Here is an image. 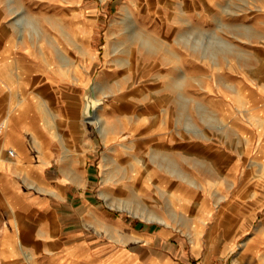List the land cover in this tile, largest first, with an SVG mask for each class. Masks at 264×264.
<instances>
[{"label":"crops","instance_id":"1","mask_svg":"<svg viewBox=\"0 0 264 264\" xmlns=\"http://www.w3.org/2000/svg\"><path fill=\"white\" fill-rule=\"evenodd\" d=\"M112 2L0 0V112L5 113L0 117L6 122L0 134V264H264V192H258L257 181L249 202L238 207L234 234L223 241L208 235L210 198L203 188L211 181L195 174L194 162L220 148L210 138L217 133L176 127L177 138L185 139L168 142L154 120L143 121L139 143L117 142L132 129L128 123L111 127V120L96 112L100 125L60 103L62 85L73 82L72 89L80 90L99 65V50L90 40ZM133 2L124 0L128 10ZM88 9H96V16H88ZM169 10L176 18L172 37L202 56L211 54L206 44L211 36L228 45L213 55L264 54V0H170ZM112 34L103 41L130 32ZM103 45L107 51L109 42ZM112 54L103 61L108 81L119 70L115 57L121 58L116 49ZM239 79L230 83L232 94H220L219 116L237 136L238 130L259 133L255 122L264 112V80ZM242 110L248 120L238 113ZM108 142L109 159L99 161L98 147ZM208 162L209 155L200 164ZM137 182V196L124 199L125 207L111 203L121 199L113 184ZM151 183L155 194L148 196ZM260 208V222L253 223Z\"/></svg>","mask_w":264,"mask_h":264},{"label":"rangeland","instance_id":"2","mask_svg":"<svg viewBox=\"0 0 264 264\" xmlns=\"http://www.w3.org/2000/svg\"><path fill=\"white\" fill-rule=\"evenodd\" d=\"M169 8L170 0H134L130 10L124 0H113L111 6L104 9L106 14H101L99 22L94 24L95 32L90 40L91 46L99 50V65L80 90L72 89L74 84L70 82L60 87L57 96L63 107L72 105L76 112L82 113L84 93L92 87L93 94L102 99L96 112L111 120L109 126L119 128L128 123L132 127L116 138L117 142L128 138L129 142L139 143L145 136L143 121L154 120L168 142L185 139L177 138L176 127L182 131L193 127L196 134L203 129L217 133L210 138L220 148L200 156L206 158L209 155V162L204 166L200 164L202 158L196 157L194 169L197 176L211 181V184H205L203 188L210 198L208 235L211 239L217 235L223 241L225 237L234 234V226L238 224V207L244 208L242 202H249L248 195L254 181L258 182V192H264V112L256 114L255 123L259 133H240L238 130L237 136L228 129L230 121L219 116V107L222 101L224 103L220 94H232L230 83L240 80L241 76L254 78L251 79L254 84H257L255 81L258 78L264 80V54L259 52L254 57L213 55L228 45L211 36L206 41L211 54L202 56L198 49L188 48L186 42L178 44L172 37L171 27L176 23V18L171 16ZM94 10L88 9L86 14L96 16ZM116 31L130 32V35L124 39L103 41V35L113 36L112 33ZM74 42L68 37V46L74 47ZM105 42H109L107 47L110 51H106L103 45ZM200 43L195 41L196 46ZM114 49L121 56L115 57L114 66L119 70L115 71L114 80L108 81L111 74H102L105 68L103 61L114 57ZM251 59L255 65L252 68ZM102 75L105 77L104 82L100 80ZM222 78L227 83L220 81ZM41 93L48 94L44 89H41ZM238 113L248 120L247 110ZM0 115L5 113L0 112ZM102 122L99 124L102 125ZM239 127L243 130L238 124ZM109 144L104 143L98 147L99 161L109 159ZM233 156L238 159L236 165L233 164ZM100 181L101 177L98 181L99 189ZM113 186L115 195L121 199L110 202L125 207L124 199L137 196L136 191L141 185L137 182L125 187L118 183ZM146 186V195H154L155 184ZM134 201L131 203L137 208L139 205ZM262 211L263 208H260L253 223L260 222ZM236 240L238 244V237Z\"/></svg>","mask_w":264,"mask_h":264},{"label":"water","instance_id":"3","mask_svg":"<svg viewBox=\"0 0 264 264\" xmlns=\"http://www.w3.org/2000/svg\"><path fill=\"white\" fill-rule=\"evenodd\" d=\"M96 96L93 94V88L90 87L84 93V106L82 110V115L85 118H93L96 115V109L98 105H96L95 100Z\"/></svg>","mask_w":264,"mask_h":264},{"label":"built area","instance_id":"4","mask_svg":"<svg viewBox=\"0 0 264 264\" xmlns=\"http://www.w3.org/2000/svg\"><path fill=\"white\" fill-rule=\"evenodd\" d=\"M6 122H5V118L4 117H0V134L2 133L3 129H4V126H5ZM14 152L13 148L11 147H8L7 148V153L9 155H12Z\"/></svg>","mask_w":264,"mask_h":264},{"label":"bare ground","instance_id":"5","mask_svg":"<svg viewBox=\"0 0 264 264\" xmlns=\"http://www.w3.org/2000/svg\"><path fill=\"white\" fill-rule=\"evenodd\" d=\"M95 101V103H96V105H100L101 104V102H102V99L101 98H99V97H96V99L94 100ZM94 118H96L97 120H98V123L100 122H102V118L99 116V115H97V113H96V115L94 116Z\"/></svg>","mask_w":264,"mask_h":264}]
</instances>
